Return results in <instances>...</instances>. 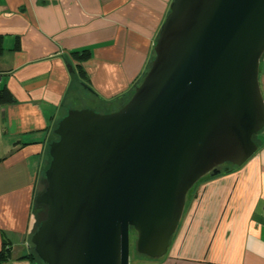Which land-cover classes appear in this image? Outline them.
<instances>
[{"label": "water", "instance_id": "1", "mask_svg": "<svg viewBox=\"0 0 264 264\" xmlns=\"http://www.w3.org/2000/svg\"><path fill=\"white\" fill-rule=\"evenodd\" d=\"M263 54L264 0H173L130 99L58 121L31 239L41 261L130 264L131 229L139 254L165 256L191 189L259 148Z\"/></svg>", "mask_w": 264, "mask_h": 264}, {"label": "crops", "instance_id": "2", "mask_svg": "<svg viewBox=\"0 0 264 264\" xmlns=\"http://www.w3.org/2000/svg\"><path fill=\"white\" fill-rule=\"evenodd\" d=\"M172 1L0 0V75L15 96L0 105V251L10 247L3 264L36 261L27 256L53 123L81 98L72 53L90 51L82 65L94 92L84 93L118 102L147 72ZM259 80L264 97V54ZM257 143L243 165L197 183L167 254L136 264H264V137Z\"/></svg>", "mask_w": 264, "mask_h": 264}, {"label": "rangeland", "instance_id": "3", "mask_svg": "<svg viewBox=\"0 0 264 264\" xmlns=\"http://www.w3.org/2000/svg\"><path fill=\"white\" fill-rule=\"evenodd\" d=\"M75 81H76L75 82V84H76L75 86L81 92V94H80L81 98L79 99V101L74 100V103H76V104H73V105L69 104L70 106H74L75 108H79V109L91 108V109L102 111V112H108V111H111L113 109H118L124 103V102H122V100H119L116 103H102V102L94 99L89 92L88 93L86 92V94L84 93V89L83 88H85V87L80 83V80L78 79V74H76V73H75ZM70 106H67V107L70 108ZM66 112H67V110H66ZM263 137H264V129L260 133L255 135L254 139L257 142L258 139H262ZM49 162H50V157L48 156V160L46 162V168L49 166ZM46 168H45V170H46ZM221 169L224 170L225 167L221 166ZM208 175H210V174H208ZM40 179H42L44 181V187L40 191H37L36 198L47 187V181H45L46 178H45V173L44 172H42ZM198 184H196V186H194V188L192 190H194L198 186ZM190 194H191V192H189V194L187 195V201L189 199ZM36 198H35V202H34V214H35L36 219L39 220V224H40L41 221H43L44 219L47 218L48 206L44 205V204H37L36 203ZM136 241H137V233H136V231L134 229H131V232H130V264H136L138 260L146 259L145 256H143V255H141V254H139L137 252ZM34 257H35V260H36L35 264H42L41 259L38 258L36 254H35Z\"/></svg>", "mask_w": 264, "mask_h": 264}, {"label": "trees", "instance_id": "4", "mask_svg": "<svg viewBox=\"0 0 264 264\" xmlns=\"http://www.w3.org/2000/svg\"><path fill=\"white\" fill-rule=\"evenodd\" d=\"M3 51V43H2V37L0 36V53ZM73 57L75 58L76 62H77V65H78V69H79V74H78V79L80 81H83L85 83H87L85 81V79L87 78L86 74V70L85 68L83 67L82 63L84 61H86L87 59H89L90 57V51L89 50H83V51H80V52H73L72 53ZM144 77V76H143ZM143 77L141 79H143ZM139 80L137 82V84L131 89V91L126 94L125 96H123L120 100H122L123 105L130 99V97L132 96L133 92L135 91L136 87L141 83L142 80ZM88 84V83H87ZM90 86V85H89ZM94 92V91H92ZM15 102V96L13 95V93L11 92V90L2 83V78H1V75H0V105L2 104H9V103H13ZM122 105V106H123ZM121 106V107H122ZM120 108V107H119ZM118 108V109H119ZM117 109H113L111 111H115ZM111 111H108V112H111ZM66 114V110H63L54 120V123H53V128H52V138L50 140L53 141L54 139L57 138V136L55 135L54 133V129L56 128L57 124H58V121L61 119V117ZM48 151H49V148H48ZM49 153V152H48ZM49 155V154H48ZM50 157V156H49ZM230 168H233V167H230ZM47 169V168H46ZM225 169L222 171L224 172ZM45 173V171H44ZM194 188V187H193ZM192 188V189H193ZM191 189V190H192ZM191 192V191H190ZM42 222V221H41ZM40 222V223H41ZM40 225V224H39ZM9 253H10V247L9 246H4V248L0 251V264H3L5 261H7L9 259ZM35 252L27 257H32L35 256ZM37 255V254H36ZM38 257V256H37ZM39 258V257H38ZM42 264H44L42 262Z\"/></svg>", "mask_w": 264, "mask_h": 264}]
</instances>
